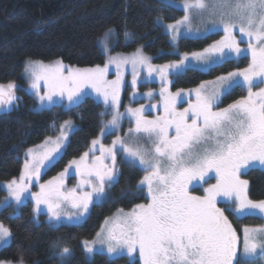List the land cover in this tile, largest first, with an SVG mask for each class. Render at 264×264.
I'll use <instances>...</instances> for the list:
<instances>
[{
  "label": "snow or ice",
  "instance_id": "6c2138e0",
  "mask_svg": "<svg viewBox=\"0 0 264 264\" xmlns=\"http://www.w3.org/2000/svg\"><path fill=\"white\" fill-rule=\"evenodd\" d=\"M183 9L185 15L167 25L173 43L180 37L206 38L222 31L221 39L203 51L184 53L179 60L162 66H153L151 58L140 49L131 56L110 57L103 67L90 69L66 68L62 61L47 65L29 61L25 65L30 87L42 109H71L88 94L85 90L91 89L103 99L112 117L101 129V136L114 135L124 118L134 124L125 138L117 136L110 147L93 139L89 152L70 161L51 180L40 183L42 170L57 163V156L73 131L71 121H65L56 139L49 138L41 151L28 150L21 175L6 185L9 197L17 205L29 196L34 200V220L43 213L50 226L58 228L84 219L94 200L106 195L105 189L116 182L118 154L129 167L146 173L136 188H146L149 202L137 204L129 212L119 210L111 221L106 220L105 225L111 226L102 227L96 240L83 243L89 254L100 244L98 251H104L106 246L109 256L126 252L128 257L138 256L141 264H242L238 259L239 236L225 213L231 208L239 214L258 212L264 216V200L250 199L249 182L241 178L254 164L264 166V0H183ZM193 9L208 14L202 29L192 27ZM245 37L247 47L242 48ZM101 43L107 52L106 41ZM242 57H250L243 70L203 81L194 89L169 91L172 72L177 76L190 68L211 72ZM112 66L116 79L109 80ZM129 66L132 88L141 82L144 70L147 75L142 82L154 73L159 77L163 115L152 119L145 115L159 111L157 104L119 111L124 85L122 69ZM15 88L12 83L0 85V106L12 105L18 99ZM235 88L246 90L247 95L219 108L222 98ZM154 95L151 91L145 94L149 99ZM193 95L194 102L190 99ZM135 96L133 92V99ZM186 99L188 106L178 110L177 104ZM97 145L99 156L94 155ZM70 169L79 182L67 188L65 180ZM211 179L215 183H210ZM34 184H38V192H30L29 186ZM197 188L202 189L203 195L193 194ZM218 198L229 203L220 207ZM243 233V255H253L257 247L264 253V229L245 227ZM11 235L10 229L0 223V241L7 242ZM59 255L69 256L71 250L63 247Z\"/></svg>",
  "mask_w": 264,
  "mask_h": 264
},
{
  "label": "trees",
  "instance_id": "16d2710c",
  "mask_svg": "<svg viewBox=\"0 0 264 264\" xmlns=\"http://www.w3.org/2000/svg\"><path fill=\"white\" fill-rule=\"evenodd\" d=\"M183 14V10L163 0H0V84L13 81L25 86L24 70L29 60L62 59L81 67L103 64L106 55L100 38L111 27L116 31L114 50L132 51L142 46L157 61L173 59L176 55L172 53L170 36L158 23V17L177 19ZM220 36L221 33H213L206 38H182L179 50H203ZM248 62L249 57H242L211 72L190 68L174 79L173 87H194ZM20 95L17 107L0 113V202L7 194L2 183L20 175L26 150L43 141L54 124L72 118L79 126L64 154L49 168L46 176L62 171L70 161L82 156L100 133L105 117L104 105L91 96L71 109L52 106L37 110V100L32 93L21 87ZM245 95V90L235 88L223 97L221 105L227 106ZM119 165V177L107 198L95 204L81 223L52 228L44 214L33 219L34 204L31 201L19 207L14 204L4 206L0 220L10 229L12 239L0 250V260L27 264H141L139 259L110 258L103 253H95L89 258L82 245L83 240L95 237L106 218L114 212L147 201L146 192L136 188L144 172L129 167L121 158ZM243 176L249 181V198L263 200L264 169L253 167ZM227 215L239 232L244 225L263 222L260 216H239L232 210ZM61 237H65L72 248L66 262H62L54 251V244ZM239 260L242 264L264 263V258Z\"/></svg>",
  "mask_w": 264,
  "mask_h": 264
},
{
  "label": "rangeland",
  "instance_id": "374dc122",
  "mask_svg": "<svg viewBox=\"0 0 264 264\" xmlns=\"http://www.w3.org/2000/svg\"><path fill=\"white\" fill-rule=\"evenodd\" d=\"M165 1L168 5H171L177 9H181L184 11L183 9V0H163ZM209 3H212L214 2V0H208ZM191 17H192V27L193 29H196V28H203L204 27V24L207 20V12H204V13H201L200 11L196 10V9H193L191 11ZM185 15V12L182 16H180L179 18L177 19H167L164 15H161L158 17V23L163 26L164 30L169 34L170 36V39H171V33L170 31L167 29V25L168 24H174L177 20L181 19L183 16ZM112 30L110 33H109V30ZM236 31V34H237V37L238 39H240V35H239V32H238V29L235 30ZM106 33H108V36L106 37L105 34L100 38V44L102 46V49L104 51V47L101 43L102 40L106 41L107 45H108V51L105 52V55H106V60L103 64H100V65H96V66H100V67H103L106 62L108 61V59L110 57H119V56H131L132 54H134L137 49H140L143 53V55L147 56V57H150L151 58V63L153 66H162V65H165V64H168V63H171V62H175L177 60H179L180 56L183 55L184 53H189L191 54L192 52H181L179 50V42L182 38L184 37H180L177 39V41L175 43H173L172 39H171V42H172V45H173V49H172V53L176 55L175 58L173 59H170V60H165V61H157L156 60V57L153 55V54H150L148 52H146L144 50V48L142 46H139L138 48H136L135 50H132V51H124V50H114V47H115V43H116V36H115V28L114 27H111L109 28ZM221 33V36L216 39V40H219L221 39V37L223 36V32H219ZM213 34V33H212ZM189 38H192L191 36H189ZM215 40V41H216ZM245 42L244 43H241V47L242 48H246L247 47V43H246V40L247 38L245 37L244 38ZM215 41H213L212 43H214ZM211 43V44H212ZM210 45V44H209ZM208 45V46H209ZM207 46V47H208ZM198 51H203V50H198ZM198 51H193V52H198ZM163 52V51H162ZM241 58L237 59L238 61L240 60ZM29 61H33V62H40V63H43V64H52L53 62L55 61H62L63 64L66 66V68H74V69H90V68H95L96 66H88V67H81V66H77V65H73V64H69L65 61H63L62 59H54V60H51V61H41V60H29ZM28 61V62H29ZM27 62V63H28ZM250 63V57H249V62L248 64ZM247 65L241 67V68H237V69H234L232 70L231 72L233 71H238V70H243L244 68H246ZM199 69V68H197ZM186 71V70H185ZM183 71V73L185 72ZM65 74H67V72H65ZM122 74H123V77H124V85L123 87L121 88L120 90V101H121V104H120V108H119V111L120 112H125L126 108L127 107H133V108H137V107H140L141 104L145 105L146 107L150 104H157L159 105V111H152L151 114L149 115L147 112L145 113V115L147 116V118L149 119H152L154 118L155 116L157 115H163V101L161 100V98L159 97V92H160V89H161V81L159 79V77L154 73L153 74V77L152 78H148L147 82H142L144 81V78L146 77L147 73H146V70L142 71L141 72V75H140V78L139 80L141 82H138L137 86L135 88H132L130 85H131V80H132V75H131V68L130 66L127 68V70H123L122 69ZM226 75V74H224ZM24 76H25V86H22V84L18 83V82H8V83H2L0 85H8L9 83H12V84H15L16 85V88L14 89V92H15V95L16 97L18 98L17 100L13 101V104L12 105H9V106H6L4 109H0V113H3V112H8L10 110H12L13 108L17 107L19 105V101H20V98H21V95H20V88L21 87H25V89L32 93H33V90L31 89L30 87V84H31V79L29 77V75L25 72L24 70ZM177 77V75L175 74V72H172L171 75L169 76V80L171 81V83L168 85V88H169V91L170 92H176L180 89H184V90H188V89H194L196 88L197 86H194V87H189V88H174L173 87V82H174V79ZM107 78L109 80H114L116 79V69H115V66H112L110 67L109 69V72H108V76ZM41 85L43 86V81L40 82ZM201 84V83H200ZM255 90H258V89H254ZM88 94L85 95L83 97V99L87 96H91V97H94L96 100H98L99 102H101L103 105H104V114H105V117H104V120H103V127L105 124H107L108 121L111 120V115L108 114V110L106 109V106L103 102V99L100 98V97H97V94L92 91L91 89H86L85 90ZM149 91L155 93L154 97H152L151 99L147 98L145 96L146 93H148ZM246 91V90H245ZM133 92L136 93V96H135V99H133ZM41 94H43V87L41 89ZM246 95H247V91H246ZM245 95V96H246ZM35 96V95H34ZM36 100H37V105H36V109L37 110H40L42 109L41 106H40V102L38 100V98L35 96ZM82 99V100H83ZM193 102L195 101V96L193 95L191 98H190ZM223 99V98H222ZM65 103H67V101H65ZM222 103V102H221ZM221 103L218 105L219 108H224V107H227V106H223L221 105ZM188 106V103H187V99L184 103H180V104H177V109L178 110H182L183 108L187 107ZM65 121H71L72 125H73V131H71L69 133V139L68 141L65 142V145L64 147L62 148L61 150V153L57 156V161L61 158V156L64 154L68 144H69V141H70V138L72 136V134L75 132V130L78 128L79 124L73 120L72 118H69V119H64L62 121H59L57 122L56 124L53 125V128H52V131L51 133L43 140L41 141L40 143L36 144V145H33L31 147H29L26 152L24 153L23 155V160L25 161V158H26V153L28 152L29 149H33L35 152H39L42 150V147L45 145V142L48 141L49 138H51L52 140H55L56 137L59 135V130H60V126L65 122ZM134 126V124H130L128 118H124L122 121H121V126L118 130H116L115 134L114 135H107V136H101V131L100 133L98 134V136H96L94 139H99L100 142L105 146V147H110L112 145V141L116 139L117 136H120L121 138H125L126 137V133L128 132V129L129 127H132ZM102 127V128H103ZM90 149H92V144H90L89 148L86 150V152H89ZM99 149V145L96 146V150L94 151V155L96 156H99L100 155V152L98 151ZM91 153H90V157L89 159H91ZM81 157V156H80ZM80 157L78 158H75L76 160H78ZM120 158L121 156L118 154L117 156V161H116V168L118 170V175H117V178H116V181L119 177V170H120V165H119V162H120ZM122 159V158H121ZM124 160V159H123ZM106 163H111V161H106ZM23 166H24V162H23ZM51 166H49L47 169H43L42 170V173H41V178H40V183H44L48 180H51L53 177L57 176L58 173H55V174H52V175H48L46 176V173L47 171L49 170ZM67 167V166H66ZM253 167H260V168H263L264 169V166H261L259 165L258 163L257 164H254L252 167L250 168H253ZM248 168V169H250ZM247 169V170H248ZM23 170V168H22ZM64 170V169H63ZM62 170V171H63ZM247 170H245V172H247ZM22 172V171H21ZM146 173L143 174V176L145 175ZM21 175V173H20ZM19 175V176H20ZM210 175H214V174H210ZM19 176L13 178V179H18ZM143 178V177H142ZM141 178V179H142ZM242 179H246L243 175L241 176ZM11 179V180H13ZM11 180H8V181H4L2 183V186L3 188L6 190L7 194L6 196L2 199V201L0 202V211L1 209L8 205V204H14L16 207H19L21 206L22 204L28 202V201H31L33 204H35L34 200L31 199V197L29 196L27 199H24L22 201L21 204L17 205L15 203L14 200H12L10 197H9V193H8V190L6 188V185L9 181ZM247 180V179H246ZM79 182V177L75 176L73 170H69V176L66 178L65 180V186L67 188H72V187H75ZM210 183H215V180L214 179H211L209 181ZM249 182V181H248ZM115 183L112 184V186L114 185ZM111 186V187H112ZM30 192H38L39 191V186L38 184H34V185H30ZM110 187V188H111ZM204 187H207V185H204ZM110 188H106L105 189V192H106V195L102 198H100L99 200H94V203L92 205H90L89 207V212L86 214V217L84 219H82L81 221H79L78 223H81L83 222L90 214L93 206L97 203H101L103 202L109 192H110ZM248 188H249V185H248ZM190 190H192L190 188ZM144 191L146 192V196H147V190L146 188L144 189ZM193 194L194 195H203V191L202 189L200 188H197L195 191H193ZM27 195V194H26ZM264 200V199H263ZM149 202V199L147 198V201L145 202H142V203H138V204H146ZM229 203L227 200L223 199V198H218V206L220 207H224L225 204ZM137 205V204H136ZM43 207V206H42ZM135 207V205L130 208V209H123V208H120L119 210H123L124 212H129L131 211L133 208ZM119 210H117L116 212H114L112 215H110L109 217L106 218L107 221H111L119 212ZM229 210H232L231 208H229L227 211H226V215H227V212ZM43 214V213H42ZM237 215L239 216H242V215H257V216H260L262 218V223L260 224H252V225H244L241 229V232H239L237 230V227L235 225L232 224V226L237 230V234L239 236V243H238V259L242 258V259H245V260H252V261H258L259 259L261 258H264V253L261 252V249L260 247H257V250L256 252L251 255V256H248V255H243V236H244V233H243V229L245 227H247L249 230H252V229H264V216H262L260 213L256 212V213H243V214H239V213H236ZM46 215V214H44ZM39 216V215H38ZM37 218V217H36ZM46 219L47 221L48 220V216L46 215ZM105 220V221H106ZM105 221L103 222L100 230L98 232H101V229L102 227H110L111 225H105ZM50 222V221H49ZM0 223H3L6 227H8L3 221L0 220ZM64 224H74V223H64ZM11 239H12V235L10 238L7 239V242L5 241H0V250L8 245L10 242H11ZM97 239V234L95 235V237L91 238V239H85L83 240L82 242V245L85 241L91 243L92 241L96 240ZM258 244L260 243V241H257ZM63 247H68L70 250H71V254H72V248L69 244V242L67 241V239L65 237H61L60 240H59V243L58 244H55L54 246V251H55V254L60 258V260L62 262H66L69 260L70 256H66L64 258H61L59 253L61 252L62 248ZM102 246L100 244H96L94 246V251L93 253L89 254L87 253L86 251V254L89 258H92L93 255L95 253H103V254H106L107 256H109V254H107V251H106V246H103L104 247V251H98V249H100ZM118 256H127L126 252L125 253H122V254H113L111 256H109L110 258H115V257H118ZM130 260H136L138 259V256H134V257H129ZM258 259V260H257ZM0 264H27L23 261H5V260H0ZM262 264H264L262 262Z\"/></svg>",
  "mask_w": 264,
  "mask_h": 264
},
{
  "label": "water",
  "instance_id": "95a60500",
  "mask_svg": "<svg viewBox=\"0 0 264 264\" xmlns=\"http://www.w3.org/2000/svg\"><path fill=\"white\" fill-rule=\"evenodd\" d=\"M5 107L4 106H0V109H4Z\"/></svg>",
  "mask_w": 264,
  "mask_h": 264
}]
</instances>
